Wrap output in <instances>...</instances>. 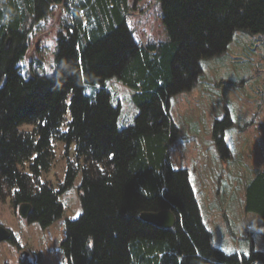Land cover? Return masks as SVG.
Listing matches in <instances>:
<instances>
[{
    "label": "trees",
    "instance_id": "16d2710c",
    "mask_svg": "<svg viewBox=\"0 0 264 264\" xmlns=\"http://www.w3.org/2000/svg\"><path fill=\"white\" fill-rule=\"evenodd\" d=\"M155 1L166 40L147 47L127 27V0L0 2V202L15 211L29 204L26 221L47 229L61 219L59 197L80 173L82 213L66 223V264H264L251 232L247 256L214 247L189 173L174 170L168 154L178 136L170 100L193 89L200 63L223 54L235 33L264 38V0ZM53 4L70 16L57 36L54 71L25 79L17 65ZM112 80L133 91L138 112L122 130L121 108L112 106L107 90ZM86 86L98 88L93 97L83 94ZM231 126L228 113L213 126L224 160L230 152L223 135ZM53 141L64 145L66 158L56 189L42 180L54 161ZM166 210L176 221L170 230L140 220ZM244 210L260 217L264 242V170L246 187ZM9 242L17 245L12 234Z\"/></svg>",
    "mask_w": 264,
    "mask_h": 264
},
{
    "label": "rangeland",
    "instance_id": "374dc122",
    "mask_svg": "<svg viewBox=\"0 0 264 264\" xmlns=\"http://www.w3.org/2000/svg\"><path fill=\"white\" fill-rule=\"evenodd\" d=\"M127 3L126 22L134 42L142 47L164 42L159 4L155 0ZM69 23L70 16L63 5L53 4L48 17L28 37V50L17 65L22 77L53 73L57 36ZM200 67L201 75L193 89L174 96L170 105V117L178 130L168 150L172 168L188 171L189 181L197 191L201 219L216 249L228 255L247 256L251 232L254 249L264 254L260 217L244 210L245 189L264 170V38L237 32L223 54L202 61ZM97 90L86 86L83 94L93 97ZM107 90L112 106L121 108L118 128L131 126L138 113L132 101L133 91L116 80L107 84ZM226 113L232 126L223 135L230 152L229 159L224 160L216 146L213 126ZM32 129L21 127L24 132ZM52 147L54 161L42 180L56 189L64 178L66 158L62 143L53 141ZM69 158L74 160L72 148ZM80 182L79 173L73 186L59 197L63 206L61 219L47 229L21 219L8 201L0 202V226L17 242L0 243V264H19L22 253H27L26 261L33 264H66L61 244L66 237V223L82 213L77 194Z\"/></svg>",
    "mask_w": 264,
    "mask_h": 264
},
{
    "label": "water",
    "instance_id": "95a60500",
    "mask_svg": "<svg viewBox=\"0 0 264 264\" xmlns=\"http://www.w3.org/2000/svg\"><path fill=\"white\" fill-rule=\"evenodd\" d=\"M8 43L9 40L7 41V44ZM30 211L31 206L29 204H22L19 206L17 214L21 219L27 220ZM140 220L160 230H170L175 226L176 223L174 215L168 210L157 213H143L140 215ZM10 237L11 233L4 227L0 226V243L9 241ZM27 257V253H22L20 256V261H26Z\"/></svg>",
    "mask_w": 264,
    "mask_h": 264
},
{
    "label": "crops",
    "instance_id": "0c3cea01",
    "mask_svg": "<svg viewBox=\"0 0 264 264\" xmlns=\"http://www.w3.org/2000/svg\"><path fill=\"white\" fill-rule=\"evenodd\" d=\"M110 82H112V81H110ZM110 82H109V83H110ZM172 99H173V98H172ZM172 99L170 100V105H171ZM169 110H170V114H171V106H170V109H169ZM171 116H172V114H171ZM190 134L193 135L194 133L191 131ZM190 184H191V187H192V190H193L194 194H197V191H196V189L194 188V186H193V184L191 183V181H190ZM212 239H213V237H212Z\"/></svg>",
    "mask_w": 264,
    "mask_h": 264
},
{
    "label": "flooded vegetation",
    "instance_id": "af4514ba",
    "mask_svg": "<svg viewBox=\"0 0 264 264\" xmlns=\"http://www.w3.org/2000/svg\"><path fill=\"white\" fill-rule=\"evenodd\" d=\"M24 262H26V261H24Z\"/></svg>",
    "mask_w": 264,
    "mask_h": 264
}]
</instances>
